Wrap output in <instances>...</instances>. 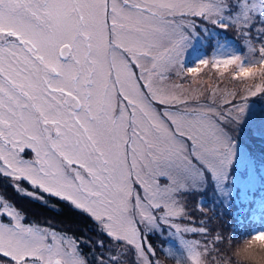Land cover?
Segmentation results:
<instances>
[{
    "label": "snow or ice",
    "instance_id": "6c2138e0",
    "mask_svg": "<svg viewBox=\"0 0 264 264\" xmlns=\"http://www.w3.org/2000/svg\"><path fill=\"white\" fill-rule=\"evenodd\" d=\"M252 143L264 0H0V264H227L264 237ZM8 188L95 236L29 219Z\"/></svg>",
    "mask_w": 264,
    "mask_h": 264
},
{
    "label": "trees",
    "instance_id": "16d2710c",
    "mask_svg": "<svg viewBox=\"0 0 264 264\" xmlns=\"http://www.w3.org/2000/svg\"><path fill=\"white\" fill-rule=\"evenodd\" d=\"M8 194L13 196L18 204L23 207L29 219H34L40 223L51 220L54 226L66 231L83 235L85 234L84 230H86L88 235H95V224L67 206H62L57 210L51 204L45 206L31 198L16 196L11 188H8ZM85 250L87 251V249Z\"/></svg>",
    "mask_w": 264,
    "mask_h": 264
},
{
    "label": "rangeland",
    "instance_id": "374dc122",
    "mask_svg": "<svg viewBox=\"0 0 264 264\" xmlns=\"http://www.w3.org/2000/svg\"><path fill=\"white\" fill-rule=\"evenodd\" d=\"M204 53H206L207 55L211 56L212 52H211V48L209 46H205L202 50ZM188 63L190 64L191 61L189 60ZM201 77L208 83L212 84V85H217L219 84L221 87H227V88H235L237 87L238 85L236 84V82L228 79V78H225L223 80H221L219 77H218V74L215 70L213 69H205L204 72L201 73ZM251 148L252 150L255 152L256 154V157H257V160H258V163H259V166L261 168H264V143H252L251 144ZM259 194V192L257 193ZM195 198H193L191 201H190V204L192 206H195ZM233 211H235V208L233 209ZM196 215H200L199 213H197ZM225 220H228V221H231L232 224H235V219L231 216H225L223 218V220H218L216 222V224H214L213 226L216 227V226H219L223 229V231L225 232V234H227L229 231H230V227L228 224H225L224 221ZM95 236V235H94ZM93 236V237H94ZM161 243H163V241H161ZM163 259V257H162ZM165 264H174V261H165Z\"/></svg>",
    "mask_w": 264,
    "mask_h": 264
},
{
    "label": "clouds",
    "instance_id": "9594fccd",
    "mask_svg": "<svg viewBox=\"0 0 264 264\" xmlns=\"http://www.w3.org/2000/svg\"><path fill=\"white\" fill-rule=\"evenodd\" d=\"M227 264H264V237L230 242Z\"/></svg>",
    "mask_w": 264,
    "mask_h": 264
}]
</instances>
